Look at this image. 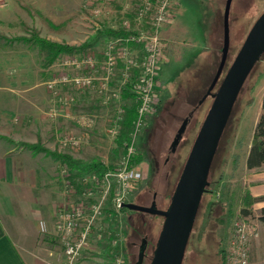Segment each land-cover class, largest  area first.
Wrapping results in <instances>:
<instances>
[{
  "label": "rangeland",
  "instance_id": "rangeland-1",
  "mask_svg": "<svg viewBox=\"0 0 264 264\" xmlns=\"http://www.w3.org/2000/svg\"><path fill=\"white\" fill-rule=\"evenodd\" d=\"M225 3L226 0H176L172 23L160 28L159 34L167 44L166 59L157 74L154 111L146 118L134 144L136 154H142L143 157L137 165L143 170V178L128 188L125 202L151 206L152 196L156 193V208L165 210L170 204L193 142L213 100L207 92L221 60ZM128 4L129 0H114L95 16L82 7V0H75L71 3V12L66 17L63 16L64 9L57 4L52 18L46 17L28 4H13L9 7L5 15L7 19L14 21L0 23V82L13 89V93L0 91V98L5 96L8 100L5 111L0 106V117L8 118L9 128L19 127L20 120L23 119V116L16 115L11 108L13 101L17 99L14 94H24L25 98L52 96L46 82L57 69L52 65L64 55L61 54L46 67L40 47L32 41L17 38L28 36L31 29L35 28L39 30L40 36L47 39L79 44L99 30L120 25L121 12ZM263 12L264 0H232L229 11V51L221 77L212 92L217 90L251 27ZM110 38L101 37L90 50L101 52ZM118 80L115 86L112 84V90L118 89L122 84ZM263 83L264 54L247 77L227 122V128L225 127L219 152L208 176L210 183L213 182L218 178L222 167L223 180L215 193L204 195L200 201L182 264H220L219 251L222 247L226 249L234 221L242 217L238 202L235 214L230 218L223 208L220 195L223 194V187L227 185H241L246 188L243 172L239 170V165L233 169L232 162L237 156L239 164L252 142L254 128L261 113ZM27 86L32 89L20 93L19 89ZM69 92L72 91L66 86L61 87L62 94ZM99 95L96 90H88L85 94L86 101L75 106V119L80 117L78 120L82 124L81 128L74 124L69 126L64 121L66 117L62 112L66 106L55 104L53 108L58 112L54 117H49L52 108L43 109L49 120L56 118L61 126L57 135L59 143L55 142V150L86 161L101 159L106 163L110 162L116 142L106 134L114 106L110 100L103 103ZM125 98L122 96L120 103L127 108L130 105ZM189 113L192 114L191 119L173 151L171 146L176 133ZM28 117L32 119V116ZM48 123L49 121L46 122ZM31 125L30 121L23 124L27 135H31L32 130L34 132ZM13 129H9V133L18 136ZM66 133L86 134L88 143L80 150L73 151L60 142ZM3 136L0 134V138H4ZM24 150L44 172L43 178L37 183L38 189L47 190L50 186L52 189L67 190L63 172L65 166L60 161L52 160L43 152L32 154L30 149ZM123 156L124 153L118 154L117 164ZM35 193L37 199L33 208L42 210L46 206L43 196L40 192ZM68 195L69 200L74 199L70 193ZM107 206L109 209L103 210L93 230L90 248L82 253L78 264H136L143 239L147 240L148 247L142 264H150L164 222L163 216L128 209L115 211L111 202ZM253 214L247 218L255 222ZM34 219V225L43 222L41 218ZM56 234V240L53 241L54 251L55 254L62 255L63 259L60 260L64 261V245L57 230ZM62 263L61 261L59 264ZM249 264H264V250L256 253L251 251Z\"/></svg>",
  "mask_w": 264,
  "mask_h": 264
},
{
  "label": "built area",
  "instance_id": "built-area-1",
  "mask_svg": "<svg viewBox=\"0 0 264 264\" xmlns=\"http://www.w3.org/2000/svg\"><path fill=\"white\" fill-rule=\"evenodd\" d=\"M113 1L82 0V7L98 16L104 6ZM175 2L176 0H129V4L121 12L120 25L111 27L127 31V36L111 37L101 52L89 49L64 54L52 65L57 69L46 84L56 104L70 108L79 95H84L91 89L100 94L103 103L109 100L113 103L114 113L109 117L106 134L111 139L115 140L120 135L126 111L120 100L125 89L133 98L137 113L127 152L115 169L108 168L102 174L90 172L76 176L74 180L80 185V191L76 190L69 178L68 169L65 167L63 170L66 191L74 198L61 205L55 216L56 230L64 245V264H78L82 253L90 248L93 230L103 210L109 208L107 203L111 202L115 211L121 210L128 188L142 179L143 170L137 165L130 167L129 162L135 153L137 133L154 111L157 74L166 59L167 47L159 30L163 25L172 23ZM118 79L122 84L118 89L112 90V84L115 86ZM62 86L72 92L62 94ZM57 112L53 108L49 116L54 117ZM60 142L63 146L78 151L88 143V136L66 133ZM258 235L259 230L252 221L243 216L237 218L225 249L226 264H249L251 244Z\"/></svg>",
  "mask_w": 264,
  "mask_h": 264
},
{
  "label": "crops",
  "instance_id": "crops-1",
  "mask_svg": "<svg viewBox=\"0 0 264 264\" xmlns=\"http://www.w3.org/2000/svg\"><path fill=\"white\" fill-rule=\"evenodd\" d=\"M74 1L0 0V22L11 23L14 21L7 19L5 15L10 9L9 7L13 4H28L39 10L46 17L52 18L57 4L64 9L63 16L66 17L67 13L71 12L70 6ZM30 89L32 87L27 86L19 90L20 93H24ZM2 90L13 93V89L2 85L0 82V91ZM14 95L17 96V99L13 101L11 108L16 115L23 116V119L20 120L19 127L15 126L14 129L9 128L8 118L0 117V134L4 135V138H0V264H44L45 262L59 264L61 261L64 264L65 257L63 261L60 260L63 259L62 255L55 254L53 241L56 240L55 237L57 235L55 226L56 212L61 205H65L69 201L68 192L66 190L52 189L50 186L47 190L38 189L37 183L40 178H43L44 172L24 152L26 147L15 143L18 141L35 143L40 140L44 146L55 150L54 145L55 142L59 143V137L57 135L59 134L58 132L61 126H59L56 118L49 120L47 113H44L43 109H53L56 103L50 95L47 98L42 96L25 98L24 94L23 96L21 94ZM261 96L262 98L264 97V83ZM83 101H86L85 94L79 95L76 103L72 107L63 109L62 114L66 117L64 121L69 126L74 124L78 128H81L82 124L78 120L80 117L75 119L77 116L75 114L77 112L75 106L81 105ZM125 101L129 105L135 104L132 97H126ZM0 106H2L1 109L4 111L8 108L7 97L2 96L0 98ZM59 113L61 112L59 111ZM29 115L32 116V119H29ZM73 117L74 120L72 119ZM29 121L32 123L31 129H34L31 135H27V130L23 128V124ZM47 121H49L48 124H46ZM2 129L8 132H4ZM9 129L15 130L19 137H15L14 133H9ZM250 146L251 144L246 149L245 155L239 164H237L238 160L234 161L235 158H233L232 163L233 169L239 165V170L244 174L243 183L251 195L257 198V201L253 205V211H256L253 214L255 217V222L253 223L258 227L259 235L252 242L250 249V252L253 251L256 253L264 250V222L259 220L260 210L264 207V165L258 169L247 168L246 158ZM31 152L32 154L40 153ZM51 158L56 162L58 161L53 157ZM48 176L50 177V175ZM31 188L38 190H32ZM35 191L40 192L43 196L44 205L46 206H43L42 210L41 208H33L36 203L35 200L37 199ZM36 217L43 219V222L38 223L39 225H34V222L36 224V220L34 219ZM107 217L110 218L109 215Z\"/></svg>",
  "mask_w": 264,
  "mask_h": 264
},
{
  "label": "water",
  "instance_id": "water-1",
  "mask_svg": "<svg viewBox=\"0 0 264 264\" xmlns=\"http://www.w3.org/2000/svg\"><path fill=\"white\" fill-rule=\"evenodd\" d=\"M231 2L232 0H226L225 3L221 60L207 92L213 100L193 142L168 208L160 210L155 204L142 206L134 202L123 203V207L128 210L160 215L164 218L150 264H182L202 194L205 186L209 185L208 176L221 137L247 77L264 54L263 12L251 27L217 90L212 92L221 77L229 51ZM188 120L189 117H186L178 129L171 150H175L187 128ZM146 241L143 239V245ZM144 257L143 247L136 264H142Z\"/></svg>",
  "mask_w": 264,
  "mask_h": 264
},
{
  "label": "trees",
  "instance_id": "trees-1",
  "mask_svg": "<svg viewBox=\"0 0 264 264\" xmlns=\"http://www.w3.org/2000/svg\"><path fill=\"white\" fill-rule=\"evenodd\" d=\"M222 30H223V26H222ZM127 35H128V32L125 30H122V29L115 30L111 28H106V29L99 30L94 36L86 39L83 43L79 45H75V44L71 45L68 43L57 42V41H53L45 37H42L40 36L39 30L32 28L28 36H20L17 39L24 40V41H32L35 44H37L40 47V52L45 57L44 66L47 67L51 65V63L55 61V59L61 54L63 55L67 53H78V52L87 50L89 48H92L96 44V42L103 36L125 37ZM261 58L258 60L257 63L261 61ZM123 96L131 97L126 89L123 91ZM234 106H236V102ZM136 117H137L136 104H131L130 106H127L125 115L122 121L120 135L115 139L116 147L112 150L113 155H111L109 163H106L104 160H101V159H92L90 161H86L80 158H76L73 155L66 153V152H59L57 150H51L47 148L46 146L42 145L40 140L35 143H31L27 141H18L15 143H17L20 146L26 147L35 153L43 152L46 155L53 157L55 160L60 161L62 165H64L68 169L70 173L69 178L75 184L76 190L80 191L81 190L80 185H78L74 180L76 176L87 174L90 172H98L102 174L108 168H111V169L116 168L118 154L120 153L125 154L127 152V144L130 142V138H131L130 132L133 126V121L136 119ZM6 138L11 140L8 137ZM218 150H219V146L217 148L212 166L219 152ZM142 160H143L142 154H138V153L136 154L135 152L131 156L129 165L130 167L136 166ZM237 160H238V157L236 156L234 161H237ZM263 165H264V97L262 98L261 113L255 125L251 146L248 151L247 158H246V166L248 169H258L262 167ZM212 166H211V169H212ZM221 170H222V167H221ZM221 170L219 172L218 178H216L213 182L210 183V180L208 179L209 185L205 186V190L202 194L201 199L206 194L215 193V191L218 190V187L221 186L219 184L223 180L222 178L223 173ZM222 190H223V194L220 195L221 197L220 200L223 205V208L226 210L230 218L234 216L235 211H236V205L238 202L241 205L240 213L243 217H249L253 214V205L257 201V198L253 197L250 191H248V189L244 188L241 185H237L234 187L227 185V186H224ZM122 209L126 210V208H122ZM259 220L264 222V207L260 210ZM219 254H220V264H226L225 248L222 247L219 251Z\"/></svg>",
  "mask_w": 264,
  "mask_h": 264
},
{
  "label": "flooded vegetation",
  "instance_id": "flooded-vegetation-1",
  "mask_svg": "<svg viewBox=\"0 0 264 264\" xmlns=\"http://www.w3.org/2000/svg\"><path fill=\"white\" fill-rule=\"evenodd\" d=\"M191 116H192L191 113H189L188 115H186V117H189L188 122L190 121ZM142 178H143V176H142ZM156 197H157V194L154 193L153 196H152V200H151L152 203L155 204V205L157 204ZM168 206H169V205H168ZM167 208H168V207H167ZM156 242H157V241H156ZM155 246H156V245H155ZM143 247H144V249H145V256H146V253H147V247H148V242H147V241L144 243V245H143V243H141L140 248H139V252L143 249ZM154 249H155V247H154ZM154 249H153V252H154ZM152 254H153V253H152Z\"/></svg>",
  "mask_w": 264,
  "mask_h": 264
}]
</instances>
